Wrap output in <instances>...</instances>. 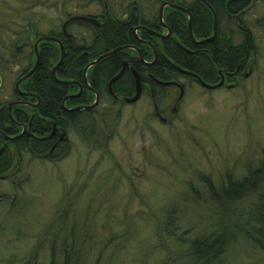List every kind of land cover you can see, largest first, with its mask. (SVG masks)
I'll list each match as a JSON object with an SVG mask.
<instances>
[{"label":"rangeland","instance_id":"1","mask_svg":"<svg viewBox=\"0 0 264 264\" xmlns=\"http://www.w3.org/2000/svg\"><path fill=\"white\" fill-rule=\"evenodd\" d=\"M261 9L264 5L259 2L253 11L257 15ZM96 13L99 10L91 0H0V61L7 62L4 68L0 65V73L1 69L11 68V73L18 76L26 68L25 58L15 53L24 51L22 40H28V50L31 51L32 46L34 50L38 39L48 37L51 31L61 29L63 32L65 23V32L69 35L75 33L74 23H67L71 18ZM260 16L261 13L257 17ZM252 31L258 49L237 87L229 83L215 90L207 89L184 79L181 93L174 86L163 88L166 85L161 83L165 82L159 81L161 83L155 90L159 91V96L162 91L166 99H157L159 103L154 104L168 109L164 114L157 113L155 119L151 116L154 101L148 92L139 95L132 103H115L110 107L106 105L110 100L105 95L102 103L95 106L104 117L93 116L96 121L99 118L97 131L91 135L100 142L96 147L77 137L80 133L76 129L82 126L76 124L73 132L77 136L71 134L68 137L71 147L68 150L59 149L56 158L48 159L51 155L45 153L38 159L34 151L25 153L24 159L15 155L11 174L0 176V196L10 192L19 202L11 204L8 199L0 200V264H49L52 253L50 233L53 230L63 238L54 242L52 247L61 246L62 251L71 253L73 243L85 238L88 249L83 251L82 264H102L98 258L106 255L111 258L109 254L114 253L110 252L121 249L126 239H129V248L133 251L130 254L132 260L148 251L152 244L153 261L166 264L164 251L177 246L175 240L178 244H186L202 234L219 230L218 215L210 219L209 224L205 222L211 205L207 186L198 181L199 176H210L216 183L219 172L223 170L242 174L247 164L243 155L246 150L256 146L264 149V21L255 23ZM37 35L39 37L35 38ZM54 46L58 47L57 44ZM31 59L34 64L35 56ZM14 81V77L4 81L0 75L3 100L12 98L10 90ZM229 85L232 87L229 88ZM246 108L250 113L243 116ZM116 111L121 113L117 122L113 120ZM78 123L83 125L84 121L80 119ZM247 126L253 129L254 137L250 138L245 133ZM26 128L21 129L17 138L29 129ZM177 132L183 137H178ZM188 138H195L198 146L190 140L187 143ZM60 142H64L63 136ZM104 142L108 144L107 148ZM107 152L113 157H109ZM173 152H177L175 160L171 157ZM153 163L170 165V168L163 166L160 170ZM174 163L182 168L171 167ZM104 169L115 173L112 180L106 177ZM116 169L121 172L116 174ZM10 179L21 181L18 192L9 185ZM93 181L96 182V189L90 191L85 182ZM190 186L198 193L196 198ZM92 192L96 194L95 199L90 198ZM183 198L187 201L183 202ZM244 203L247 206L250 204L245 200ZM183 206L193 209L195 215L185 214L190 211L185 208L184 213ZM84 209L93 211L87 216L95 223H82L79 233L74 228L75 222L69 224L68 216L64 215L75 221L76 217H83L79 213ZM114 212H120L122 217ZM176 214L183 215L187 222L183 224L181 218L171 222ZM166 216L171 219L166 220ZM202 221L205 222L204 227L199 228L204 223ZM229 222L223 227L231 236L233 230ZM210 224L216 228H209ZM102 227L104 229L99 230ZM110 227L112 230L109 231ZM185 231L186 237L183 235ZM41 234L44 237L38 238ZM94 237L103 239V243L91 249L96 245ZM244 250L241 241L232 245L230 256H234V264H264V256L258 254L245 260ZM104 263L121 264L115 259Z\"/></svg>","mask_w":264,"mask_h":264},{"label":"trees","instance_id":"2","mask_svg":"<svg viewBox=\"0 0 264 264\" xmlns=\"http://www.w3.org/2000/svg\"><path fill=\"white\" fill-rule=\"evenodd\" d=\"M91 2L92 5L98 9H103L107 13V15L103 13V16H101L102 25L96 30L95 35L92 31L93 28L87 24L75 25L73 30L75 32V40L73 43L65 41L61 29L60 31L55 30L48 33V37L62 42L65 51L64 59L56 69L55 78L52 76V70L60 59L59 49L54 46V42H41L39 44L38 67L20 85L24 90L35 94L39 98L40 104L36 109L20 107L19 110L14 111L16 109L14 107L10 110L11 116H9L7 106H2L4 103L1 102L6 101L3 100V92L0 91V176L11 174L15 155H20L24 159L25 153L29 154V151H34L39 156L38 159H41L42 154L47 152V147L52 142V140H45L51 131V123L62 125V127L68 125L70 128H75L76 119H81L84 123L80 125L82 126L81 128L77 127L76 129L80 136L73 132L74 129L69 132L81 138V141L84 138L85 142L92 147H96L100 143L91 137L94 134L93 132L97 131V121H99V118L96 121L93 116L104 117L99 108L88 113H78V115L77 113H62V101L66 87L61 81H82L83 71L92 61L117 51L113 55L102 58L88 70L92 88L99 92L101 100L105 95L110 97L107 92V85L113 77L120 73L123 60L140 55L143 61L151 63L154 59L153 49L156 55L155 62L145 66L137 62V68L135 67V70L141 75V87L145 92H147L148 88L146 85L150 82L149 75L158 81L171 82L175 81L176 78L180 79V75L185 74H181L179 70L189 72L191 75H185L200 79L209 86L218 85L221 78H223L224 84L231 83L237 87L244 77L245 69L251 63V57L257 52L252 26L255 23L261 24L264 21V9L260 10V17H257L260 13L256 15L253 11L259 2L264 5V0H203L205 3L199 0H91ZM165 3L178 5L186 11L173 10L170 7L165 8L163 21L168 31L159 25V10ZM188 16L190 17V26L195 42L205 41L214 35L213 24L215 16L217 28L214 38L209 42L195 44L189 36ZM169 31L171 36L165 41H160L156 37L165 36ZM38 37L39 35L35 36V38ZM27 42L28 40L25 39L21 42L22 47L25 48L24 51L15 52L25 58L27 62L26 68L18 76L15 73H11V68L1 69L0 75L3 76L4 81L12 80L13 77L14 80H17L18 77L25 76L34 66L35 62L34 64L31 62V57L35 56L33 46L31 51L28 50L29 44ZM11 49L13 52L15 51L14 48ZM5 63H7L5 60L0 61V65L3 68ZM5 67L7 68L6 65ZM15 68H17V65ZM125 73V76L116 81L111 88L114 94L123 95V97L127 98L134 95L135 82L131 76L128 77V71ZM11 74L13 76H8ZM124 87L125 91L122 90ZM122 91H124V94H120L123 93ZM162 93L158 100L163 101L166 99L164 98L166 97L165 94ZM154 100L155 103H159L157 99ZM31 101L36 103L37 100ZM153 106L154 104L152 103ZM167 109L164 105L159 107V111L162 114L166 113ZM245 110L246 112H243V116L250 113L247 108ZM18 111L20 112L18 113ZM120 114L119 111H116L115 119H113L115 122L120 119ZM151 116L154 119L156 117L154 108L151 111ZM13 118L15 122H13ZM30 123L31 125H29ZM24 125L31 127L29 131H25L17 138V135L22 132L21 129ZM69 127L68 129H70ZM250 128L247 126L245 133L250 135L251 138L254 136L253 129L251 128V130ZM258 128L259 125L257 126V132ZM177 133L178 137L182 136L179 132ZM189 140L198 146L195 138H188L187 143ZM104 144L107 148L108 144L105 142ZM107 153L109 157H113L112 153ZM176 153H172V160H175L174 155ZM243 155L247 164L245 172L242 174L231 173V170L228 169L223 170L219 172V178H217L218 181L216 183L210 179V176H199L198 181L205 183L207 186L209 205H211L209 216L205 222L209 224L210 219L218 215L221 226L219 230L214 229L210 233L208 230V234H202L187 242L188 244L183 242L178 244V240H175L177 246L173 247L172 250H166L167 253L164 251L167 256L166 264H234V256H230V248L234 244L237 245L239 241L244 245L245 260L257 254L264 256V149H259L256 146L249 149V151L246 150ZM176 164L174 163L171 167L182 168L181 165ZM163 166L170 168V165L154 164V167L160 170ZM90 169L92 172L95 171L94 168ZM111 169H113V166ZM111 169H104L107 172L106 177H109L110 180H112V177L114 178L113 174H115L111 172ZM118 172L121 171L116 169V174ZM13 180L10 181L9 185L18 192L21 181L18 180L17 183ZM95 181L98 182L97 180ZM95 181L85 182L90 191H95ZM190 189L192 195L196 198L198 193L192 186H190ZM3 196H0V200L6 201L8 199L11 204H19L18 200H16L17 198H14V195L12 196L10 192L6 195L3 194ZM90 196V198L95 199L94 196L96 194L92 192ZM181 200L183 202L187 201L186 198ZM244 200L250 202V204L248 206L245 205L247 202L244 203ZM183 207L185 213L186 206ZM188 211L190 212L185 214L195 215L193 209ZM89 213H93V211L84 209L82 213H79L83 217L78 216L75 221L69 215L64 216H68L69 224L75 222L74 228L79 232L83 227L82 223L84 224L87 221L95 223L91 221V217L87 216ZM114 214H119L122 217L120 212H114ZM143 215L146 217L145 214ZM172 216H174V213ZM166 217V220L171 219L170 216ZM178 218H181V221L183 220V224L187 222V218L181 214H176V217L173 220L171 219V222H175ZM229 220V227L233 230V235L231 236L226 234L228 231L223 227ZM205 222L199 228H203ZM209 228L216 227L210 224ZM102 229L104 228L102 227L99 230ZM46 230L49 232V228ZM110 230H112L111 227L109 228ZM186 232L183 233L185 237L187 236ZM50 234H52L50 236L52 253L49 257V264H82L83 251L86 252L88 249V242L84 243L85 238L83 240L79 238L77 243L74 242L75 249L70 248V253L69 251H62L61 246L54 245V248L58 247L57 250H54L52 247L53 243L63 238V236L57 233L56 230H53ZM41 237L44 236L41 234L38 238ZM101 240L103 239L94 237V244L96 245L90 248H98L97 246L103 243ZM128 242L129 239H126L124 244H121V240H119L122 248H117V251L119 250L120 253H117V251L110 252L114 253L109 254L111 258L106 255L104 258H98V261L106 264L104 263L106 260L109 262L115 259L120 261L121 264H158L152 259V244H150L148 251L141 253L132 260L130 254L133 251L129 248L130 243ZM232 254L235 255V252L233 251ZM85 259L86 254L84 256Z\"/></svg>","mask_w":264,"mask_h":264},{"label":"flooded vegetation","instance_id":"3","mask_svg":"<svg viewBox=\"0 0 264 264\" xmlns=\"http://www.w3.org/2000/svg\"><path fill=\"white\" fill-rule=\"evenodd\" d=\"M166 7H168V6H166ZM98 10H99V13H96L95 15H89V16H87L88 18H95V19H97L99 21V26L98 27H95L93 25H89L90 27L93 28L92 31H93V34L94 35L96 33V30H98L99 27H101V25H102L101 20H100L101 16H103V13H104V15H107V13L103 9L99 8ZM159 22H160V20H159ZM71 23H74V25H81V24H83V23H80V22H76V23L75 22H70V24ZM163 23H164V21H163ZM159 25L161 26V23ZM163 29H165V28L163 27ZM165 30L168 31L167 29H165ZM63 34H64V39H65L66 42L67 41H69L70 43H73L74 42V40H75V33H71L69 35L68 33H66V32L64 33L63 32ZM170 36H171V34H170V32H168V34H166L165 36H161L162 38H159L157 36L156 37L160 41H165L168 38H170ZM92 62H94V61H92ZM122 62H123L122 65H121L122 66L121 67L122 69L120 71V73L122 72V75L120 76V78L118 80L122 79L125 76L124 74H126L125 72L128 71L129 72V74H128L129 76L128 77L131 76L133 78V81L135 82V78H134L135 76L133 75L134 72H135L136 74H138L139 80H140V95L141 94H144L145 91H143L142 90V87H141V85H142V78H141V75L135 70V67L137 65L136 64L137 62H139L143 66L147 65V64H145V61L143 62L139 58V55H138V56H132L128 60L125 59ZM153 62H155L154 59H153ZM146 63H149V61H147ZM151 64H148V65H151ZM88 70L86 72L87 84L84 82V74H83V77H82L83 78L82 81L81 80L80 81H61V82H63V85L66 87L65 96L63 97V101H62V103H63V106H62L63 112L62 113L63 114L77 113V115H78V113H83V112L88 113L89 111H92L94 109H97L98 107L95 108V106L98 103H102V100L100 99L99 92H97L96 90H94L92 88V85L90 83V72H88ZM118 75L119 74H117L116 76H118ZM180 76H181L180 79H177L176 78L175 81H171V82H173L175 84V85L173 84L172 86H174L175 88H177L178 91H180L181 93H183V86H182V84H183V80L184 79L187 80V81H189L192 84H193V82L197 83L193 77H189L188 75H185V74H182ZM115 77H113L111 79V81ZM148 77H150V80H149L150 82H148L147 85H146L148 87L146 91L148 92L149 97L152 99V102L154 101L153 102V104H154L155 103V100L154 99H159V95L158 94H160V93H158L159 91H156V90L158 88L157 85L160 82L157 79L152 78L150 75ZM21 78L22 77H18L17 80H15V83H17L18 81H20ZM26 79L22 80L19 83L18 88H15V85H14V87L10 91V94L12 93L11 94L12 95V98L10 100L6 101V102H1V103H4L2 106H7V108H8V105H12V108H14V107L16 108L14 111L19 110L20 107L21 108L26 107V108H29V109H33V108L36 109L38 107V105L40 104L39 98H37L35 96V94L24 90L20 86L21 83L23 81H25ZM110 82L107 85V92H108V94L110 96V97H108V100H110V102L106 104L107 106H109V107H110V105L111 106H114L115 103H119V105L120 104H125L126 105L127 103H129L127 101L133 99V97L135 96V93H134V95L132 97H127V98L123 97V95L114 94V92H113V90H112L111 87H112V85L116 81H114L111 84H110ZM134 85H135V83H134ZM163 88H166V86L163 87ZM122 90L125 91V87ZM134 90L136 92V87L135 86H134ZM124 91H122L123 93H120V94H124ZM160 92H162V91H160ZM0 96H1V94H0ZM2 97H3V95H2ZM34 99L37 100L36 103L35 102L32 103L31 100H34ZM0 100H1V97H0ZM87 107H90V108L89 109H84V108H87ZM12 108H11V110H12ZM153 108L155 110V116H158L157 113H161L159 111V108L155 104H154ZM14 111L13 112L11 111V112L12 113H15ZM19 112L20 111H18V113ZM78 121L79 120L76 119V122L75 123L77 124V126H80V124L78 123ZM13 122H15V119L14 118H13ZM20 125H22V124H20ZM29 125H31V123ZM30 127L31 126H28L27 128L30 129ZM68 127H69L68 125H65V127H62V125H56L54 123H51V131L47 135V138L45 139V140H52V142L49 144V146L47 147V150H46L47 151L46 153L49 154V155H51L50 158H48V159H54V158H56L57 157L56 154H57L58 150L61 149L62 147L65 150H68L71 147L70 144L72 142H71L70 139H68V137L72 134V132H69V131L72 130V129H74V128L73 127H71V128L69 127L70 129H68ZM23 128L25 129V125H24ZM29 129L26 130V131H29ZM62 136H63L64 142H60L62 140ZM29 152L31 153V151H29ZM34 156L35 157H38L37 154H35Z\"/></svg>","mask_w":264,"mask_h":264},{"label":"water","instance_id":"4","mask_svg":"<svg viewBox=\"0 0 264 264\" xmlns=\"http://www.w3.org/2000/svg\"><path fill=\"white\" fill-rule=\"evenodd\" d=\"M199 1H201L202 3H205V2H203V0H199ZM164 6H170V7H172L173 9H176V10H181L182 12H186L184 9H182L181 7H179V6H176V5H172V4H168V3H165L164 5H162L161 6V8H160V11H159V20H160V23H161V26L162 27H164L165 29H167L166 28V26H164V23H163V20H162V13H163V8H164ZM188 19H189V36H190V38L192 39V41H194V39H193V36H192V30H191V26H190V17L188 16ZM69 22H80V23H83V24H87V25H93V26H95V27H98L99 26V21L97 20V19H95V18H88V17H77L76 19H74V18H71L70 19V21H68L67 23H69ZM66 24V23H65ZM63 25V32L65 33V26L66 25ZM216 28H217V21H216V17L214 16V24H213V29H214V35L211 37V38H209V39H207V40H205V41H202V42H195L194 41V43L195 44H201V43H203V42H209V41H211L213 38H214V36H215V32H216ZM170 32V31H169ZM170 34H171V32H170ZM157 37H159V38H162L161 36H157ZM41 41H46V42H54L55 44H57L58 45V47H59V51H60V59H59V61H58V63H57V65L53 68V70H52V76L55 78V73H56V69H57V67L62 63V61H63V59H64V53H65V51H64V48H63V45H62V42L61 41H59L58 39H55V38H51V37H45V38H40V39H38L37 40V43H36V45H35V47H34V54H35V64H34V66H33V68L24 76V77H22L21 79H20V81H18L17 83H16V85H15V88H18V86H19V83L22 81V80H24V79H26V78H28V77H30L35 71H36V69H37V67H38V64H39V56H38V52H37V45H38V43H40ZM117 51H114V52H111V53H109V54H107V55H105V56H102V57H100V58H98L97 60H95L94 62H92L91 64H89L85 69H84V72H83V74H84V82L87 84V80H86V72H87V70L91 67V66H93V65H95L98 61H100L102 58H104V57H106V56H110V55H113V54H115ZM153 52H154V60H156V55H155V51L153 50ZM139 58L143 61V59L140 57V55H139ZM144 62V61H143ZM145 64H151V63H146L145 62ZM179 72L180 73H185V74H188V75H191L189 72H187V71H184V70H179ZM122 75V72L121 73H119V75L118 76H116L111 82H110V84L111 83H113L115 80H118L119 78H120V76ZM135 77V87H136V92H135V96L133 97V99H131V100H128L127 102H129V103H132V102H134L135 100H137L138 99V97H139V95H140V80H139V76H138V74H136L135 72H134V74H133ZM195 80L199 83V85L200 86H202V87H204V88H207V89H217V88H220L223 84H224V81H223V78H221V81L219 82V84L218 85H215V86H209V85H207L206 83H204L203 81H201L200 79H197V78H195ZM161 83V82H160ZM162 85H166V86H171V85H173L174 83L173 82H169V83H161ZM175 85V84H174ZM229 88L230 87H232V86H228ZM227 87V88H228ZM182 91V90H181ZM11 108H12V105H8V110H9V116L11 115L10 114V110H11ZM90 107H87V108H84V109H89Z\"/></svg>","mask_w":264,"mask_h":264},{"label":"bare ground","instance_id":"5","mask_svg":"<svg viewBox=\"0 0 264 264\" xmlns=\"http://www.w3.org/2000/svg\"><path fill=\"white\" fill-rule=\"evenodd\" d=\"M168 7H170V6H168ZM171 9H173L172 7H170ZM173 10H175V9H173ZM152 63V62H151ZM33 68V67H32Z\"/></svg>","mask_w":264,"mask_h":264}]
</instances>
